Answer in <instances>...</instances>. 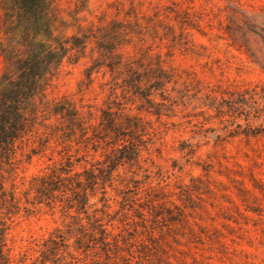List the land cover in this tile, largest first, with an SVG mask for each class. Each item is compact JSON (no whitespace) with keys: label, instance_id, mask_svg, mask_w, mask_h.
Here are the masks:
<instances>
[{"label":"rangeland","instance_id":"rangeland-1","mask_svg":"<svg viewBox=\"0 0 264 264\" xmlns=\"http://www.w3.org/2000/svg\"><path fill=\"white\" fill-rule=\"evenodd\" d=\"M72 7L58 2L67 24L56 35L122 22L131 38L116 54L143 82L133 93L106 69L90 82L86 57L65 66L48 95L96 118L107 109L138 118L146 148L137 165L113 171L104 202L101 193L90 199L89 214L105 211L97 217L120 248L75 263L63 247L60 264H264V0H86L79 22ZM49 155L21 165L19 176L37 174ZM63 221L59 209L22 212L14 252Z\"/></svg>","mask_w":264,"mask_h":264},{"label":"trees","instance_id":"trees-1","mask_svg":"<svg viewBox=\"0 0 264 264\" xmlns=\"http://www.w3.org/2000/svg\"><path fill=\"white\" fill-rule=\"evenodd\" d=\"M59 1L0 0V264H60L63 247L73 249L75 263L81 256L86 262L89 252L98 249L109 257L111 247L120 248L119 240L97 217L98 212L105 215L104 210L89 214L94 206L90 199L101 193L99 201L104 202L113 171L137 165L146 148L138 118L110 109L101 110L96 118L67 96L48 95L62 69L86 57L92 61L85 69L90 82L94 73L106 69L137 93L144 77L116 54L131 38L128 26L116 20L88 27L78 24L75 33L56 35L67 24L59 13ZM68 4L73 6L69 17L79 22L77 15L86 0ZM95 54L97 59H92ZM47 151L49 164L29 178L19 176L21 165L46 157ZM66 192L70 197L61 200ZM42 207L53 214L59 209L69 221L15 253V219ZM171 212L166 210L175 221Z\"/></svg>","mask_w":264,"mask_h":264}]
</instances>
